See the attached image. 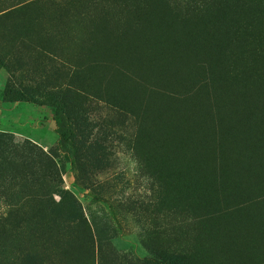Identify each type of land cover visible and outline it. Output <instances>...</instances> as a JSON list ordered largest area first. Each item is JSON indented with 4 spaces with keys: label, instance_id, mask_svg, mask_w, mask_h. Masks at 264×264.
I'll return each mask as SVG.
<instances>
[{
    "label": "trees",
    "instance_id": "obj_1",
    "mask_svg": "<svg viewBox=\"0 0 264 264\" xmlns=\"http://www.w3.org/2000/svg\"><path fill=\"white\" fill-rule=\"evenodd\" d=\"M77 1L84 51L62 63L69 87L49 88L37 61L1 101L53 109L79 185L115 145L132 156L156 189L153 227H141L148 257L129 264H264V0ZM55 34L36 45L54 54ZM99 102L106 114L93 117ZM0 202V264H124L50 156L2 134ZM39 238L46 255L25 247Z\"/></svg>",
    "mask_w": 264,
    "mask_h": 264
},
{
    "label": "rangeland",
    "instance_id": "obj_2",
    "mask_svg": "<svg viewBox=\"0 0 264 264\" xmlns=\"http://www.w3.org/2000/svg\"><path fill=\"white\" fill-rule=\"evenodd\" d=\"M84 7L81 3L79 11ZM79 11L77 0H0V59L5 63V68L0 70V91L8 80L26 83L25 78L32 76L35 67L39 74L41 66L37 61L50 67L45 74L49 88L69 87L70 73L62 63L69 66L84 51L81 47L76 53L83 33L78 27L83 25L78 20ZM47 32L56 33L52 40L54 54H48L36 45L39 40L36 36ZM97 109L95 111L94 104L90 105L93 117L106 114L102 102L98 103ZM55 127L51 107L6 103L0 98V134L15 145L29 141L50 156L59 171L61 189L72 194L77 211L92 230L99 232L103 242H107L117 255L125 256L124 264L147 258L141 227H153L145 204L154 200L153 189L156 188L151 189L149 180L140 176L132 156L119 145L109 150L111 154L104 169L85 174L84 183L88 186L79 185L70 164L55 147ZM53 196L57 202L59 197ZM4 208L0 202V214ZM41 241L40 238L38 243L30 240L25 247L46 255Z\"/></svg>",
    "mask_w": 264,
    "mask_h": 264
}]
</instances>
